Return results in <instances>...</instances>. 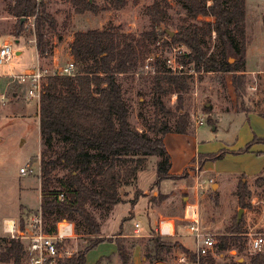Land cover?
Returning <instances> with one entry per match:
<instances>
[{
	"label": "trees",
	"instance_id": "obj_1",
	"mask_svg": "<svg viewBox=\"0 0 264 264\" xmlns=\"http://www.w3.org/2000/svg\"><path fill=\"white\" fill-rule=\"evenodd\" d=\"M177 1L186 8L187 16L174 29L170 28L168 19L171 1L154 0L145 7L152 28L139 36L114 24L75 31L69 49L76 62L77 73L49 77L43 85L39 100V127L43 144L40 210L44 229L55 233L57 223L67 219L74 224L78 234L84 235L77 251L64 258L61 264H87L88 252L105 241L115 242L117 253L101 257L97 264H112L115 256L120 264H134L137 246L141 247L146 264L169 263L175 250L197 260L195 251L171 237L156 234L155 230L141 239L125 236L121 230L114 237H105L100 223L103 214L124 200L121 189L137 180L139 172L147 168L148 157H159L155 186L185 177L182 173H171L172 157L164 142V135L170 129L165 97L178 94L176 129L187 132L191 122L185 114L183 91L188 86L186 78L169 76L173 73L167 64L168 58L151 55L152 45L163 42L173 48L185 47L186 50L176 57L177 61L184 66L193 65L197 72L246 70V0ZM69 2L78 14H97L102 10L122 9L128 0H106L107 5L104 6L95 0ZM6 9L11 16L18 18L12 33L16 39L24 31L22 19L34 16L38 53L41 57L53 54L48 35L57 34L61 25L47 0H6ZM200 17L204 18L200 20ZM169 30L174 34L171 35ZM214 40L218 50L212 54L210 44ZM230 56L237 59L231 63ZM147 64L159 74L156 82L154 79L151 81L157 93V100L151 102L153 105L157 102L161 115L158 120L154 116L149 117L145 111L149 102L140 90L142 99L138 117L141 126H135L130 120L131 109L121 77L131 76L132 79L146 81L149 78L144 70ZM206 110L210 113L211 108ZM260 115L264 117L263 112ZM259 140L264 141V138ZM60 143L62 148L57 147ZM228 152L230 150L221 149L199 154L194 163L198 160L201 168L205 162L220 159ZM59 169L67 170V173L59 175ZM238 178L235 196L239 207L246 209L251 206L252 189L244 174ZM255 183L264 188V175H258ZM213 193L219 195L217 190ZM143 195L142 190L136 189L131 205H135ZM165 198L158 194L149 202L157 204ZM100 209L104 213L99 216L96 211ZM127 220L124 218L123 222ZM25 226L24 220L21 221V228L25 229ZM246 233L244 219L238 220L237 214L232 223L218 234L217 252L235 249L243 254L248 248ZM24 254L23 241L0 236V264H22ZM200 260L203 264L217 263L212 255ZM231 264H264V251H249L243 261L235 260Z\"/></svg>",
	"mask_w": 264,
	"mask_h": 264
},
{
	"label": "rangeland",
	"instance_id": "obj_2",
	"mask_svg": "<svg viewBox=\"0 0 264 264\" xmlns=\"http://www.w3.org/2000/svg\"><path fill=\"white\" fill-rule=\"evenodd\" d=\"M39 1V0H38ZM49 8L57 14L60 28L58 33L48 35L51 41L53 54L41 57L36 56V33L35 17L22 19L24 31L18 39L12 34L18 18L11 16L6 9V0H0V45L11 43L15 55L5 63H0V236L5 235L2 228V219L5 216H22L26 214L28 219L32 213L37 212L41 207V150L42 140L39 127V101L31 98L26 93V88L16 82L10 83L7 78L9 73L22 72L36 65L38 61L42 64H51L54 56L55 47H62L63 58L60 63L63 65L70 60L69 48L70 38L74 37L77 30L88 28H103L107 25H120L126 32H132L137 36L142 32L150 30L152 24L146 14L145 7L151 5L154 0H128L127 5L122 9L102 10L97 14L86 12L78 14L74 11L69 0H47ZM100 6L107 5L106 0H95ZM172 7L169 10L168 19L171 22V29L176 28L182 18L187 16V10L182 3L177 0H170ZM247 2V56L246 70L249 72H197L193 65H185L186 74H176L177 78H186L188 88L183 91L185 97V114L191 122V128L199 130L202 144H208L211 149L215 144H224L220 148L210 151L218 152L221 149L234 150L226 153L222 158L211 160L214 170L221 173L214 181L221 184L212 186V182H205L209 176L202 175L198 160L196 164L184 169L181 173L184 178L178 180H167L159 186L152 183L156 179V164L159 157L150 156L146 161V169L138 174L139 187L145 189L143 197L148 200V214L152 218L174 216L178 224L183 225L182 216L187 201L199 203L200 215L203 230L211 233L217 240L218 234L230 225L240 207L237 198L232 194L237 177L245 175L249 180L252 189L251 206L244 209L242 217L244 228L247 233H264V188L256 186L255 178L264 175V117L255 113H264V0H246ZM204 17H200V20ZM216 41L210 44V52L217 53ZM177 47V46H176ZM186 50L185 47L173 48L163 42L152 45V54H158L164 58L177 57ZM148 63V62H147ZM145 76H149L146 81L132 79L131 76H122L121 82L125 90V97L130 105V120L133 125L141 126L138 117L140 101L142 99L140 90L144 93L149 105L145 109L149 117L158 120L161 115L160 107L151 102L157 100V93L154 83L159 74L150 65L145 67ZM162 76H167L162 74ZM201 76V78H200ZM154 77V78H153ZM143 87V88H142ZM5 93L6 99L1 95ZM178 94L174 93L165 97V103L169 112V124L175 126L178 120L176 110ZM151 102V104H150ZM211 108L210 113L206 108ZM199 117L204 118L202 124H197ZM212 120V123L210 122ZM215 127V128H213ZM225 146V147H224ZM62 148V144H58ZM229 150V149H228ZM209 151V152H210ZM211 153V152H210ZM27 163L34 169L33 173L23 174L21 168ZM186 172V173H185ZM67 170L59 169L57 174L63 175ZM220 177V178H219ZM211 179V178H210ZM198 182H200L198 184ZM152 183V184H150ZM138 184L133 183V187L124 186L121 190L125 197H134ZM221 189V190H218ZM217 190L220 195L213 193ZM166 196L159 203H150L149 199L153 196ZM146 201L142 198L135 204V217L132 218L134 211L127 214L126 204H117L110 215L109 222L103 220L104 210L96 213L100 216L105 237H114L119 232L118 226L124 218H128L126 225L134 224L137 221L144 225L140 236L131 227L129 233L134 238H146L151 235L156 225V220L151 219L147 223L148 215L145 211ZM133 207V206H132ZM131 214V215H130ZM126 215L124 218L123 216ZM21 218V217H20ZM123 218V219H122ZM132 218V219H131ZM21 220V219H20ZM109 228L117 229L110 232ZM150 227V229H149ZM152 229V230H151ZM172 238V237H171ZM247 242L250 236L246 235ZM78 239V244L80 241ZM177 240L176 238H173ZM191 247H196L193 236L187 235L183 238ZM179 241V240H177ZM111 241L98 244L90 250L88 264H94V259L100 254L115 255L117 249L113 250ZM115 243V242H114ZM116 245V243H115ZM248 246V243H247ZM117 248V246H116ZM250 247L243 254L226 252L222 259H218L220 264H231L236 258H247ZM113 251L114 254H111ZM108 256V255H106ZM176 255L169 258V263L178 264L175 260ZM177 258V257H176ZM100 259V258H99ZM103 264H108L104 262ZM112 264H120L115 256ZM134 264H146L141 253L135 255Z\"/></svg>",
	"mask_w": 264,
	"mask_h": 264
},
{
	"label": "built area",
	"instance_id": "obj_3",
	"mask_svg": "<svg viewBox=\"0 0 264 264\" xmlns=\"http://www.w3.org/2000/svg\"><path fill=\"white\" fill-rule=\"evenodd\" d=\"M15 50L11 43L5 42L0 45V63L10 61L15 55ZM149 63V62H148ZM167 64L172 69L173 74H186L185 66L178 63L177 58H168ZM145 67L149 68L147 64ZM77 73L76 62L72 56L68 62H52L42 64L40 61L31 68L22 72L7 74L8 82H16L26 88V93L31 98L40 100L43 85L47 78L57 75H75ZM6 99V94L1 95ZM204 122L203 117L197 119V124ZM21 173H33L34 169L29 163L21 168ZM212 182V180H210ZM199 184V182H198ZM185 235L193 236L196 243L197 260H191L186 255L178 258V264H203L201 258L212 255L216 258L219 254L216 249L217 240L211 233L205 232L200 224L199 204L196 201L186 204L184 210ZM175 222L170 219H163L157 225L155 232L161 236H171L174 234ZM136 232H140V224L135 225ZM3 232L6 237L19 239L24 242L25 254L22 264H61L64 258L72 256L77 251L73 239L76 236L75 226L67 219H62L57 223V231L49 233L44 229V220L41 210L30 215L25 229L21 228V221L15 217H7L3 220ZM248 246L250 252L264 251V233H249ZM230 253L236 250H230Z\"/></svg>",
	"mask_w": 264,
	"mask_h": 264
},
{
	"label": "crops",
	"instance_id": "obj_4",
	"mask_svg": "<svg viewBox=\"0 0 264 264\" xmlns=\"http://www.w3.org/2000/svg\"><path fill=\"white\" fill-rule=\"evenodd\" d=\"M74 37L70 38V43L72 42ZM35 52H36V56L38 57V50L37 48H35ZM68 55H70V58H72V55H71V52H70V49H69V53H67ZM63 56V50H62V47L59 46V47H55L54 49V56H53V62H60L61 61V57ZM63 58V57H62ZM247 72H249V70H246ZM246 71H243V72H246ZM255 113H258L260 115V112L259 111H254ZM262 116V115H261ZM263 117V116H262ZM176 126H177V123H175V126H170V129L165 133L164 135V142H165V145L169 151V153L171 154V157H172V167H171V173L173 174H179L181 173L184 169H186L188 166L190 165H194L196 164V162L194 163V160H196L199 156V154H203V153H210V152H213V151H210L212 149H217L218 147L220 148L221 146H223L224 144L222 143H218V144H215L216 147L212 148L208 145V144H202L201 143V140H200V136H199V130L196 128V126L194 127V129H190L189 131L187 132H179L177 129H176ZM225 147V146H224ZM222 148V147H221ZM227 148L229 150H234L232 147L230 146H227ZM210 151V152H209ZM200 172L202 173V175H206V176H209V175H213L215 176V180L216 178L218 179V175L220 176L221 173H219L218 171H215L214 170V167H213V164L210 162V161H207L204 163L203 167H201V170ZM209 176V179H204V183L209 181L210 180H213V183H211L212 186H215V185H218V188H221V184L218 182L216 183L214 181V177H211ZM211 178V179H210ZM220 178V177H219ZM238 177H237V181L235 182V187L232 191V194L235 196V190H236V185H237V182H238ZM156 180V179H155ZM155 180L152 182L154 183ZM134 184H138V187H139V179L138 181L135 183V181L133 182ZM133 183L130 184L131 187H133ZM150 183V184H152ZM200 183V182H199ZM201 184V183H200ZM129 186V185H128ZM138 189H142L144 192H147V188L143 189L141 187H139ZM218 190H221V189H218ZM220 195V193H218ZM236 197V196H235ZM124 200L121 202L122 204H126V208H127V214L130 212V211H134V214L132 216V218L135 217V210H134V207L135 205H131L130 203V200L132 199L131 197H125L123 196ZM143 199L145 200L146 202V207H145V211L148 215V219H147V225H149L150 223V220L152 219H155V218H152V214L149 215L148 214V200L145 197L141 196L139 198L140 199ZM138 202V201H137ZM193 202V201H191ZM119 203V204H121ZM190 203V201H187L186 204ZM199 204V203H198ZM114 211V209L110 210L103 218V220H106V222L108 221L109 222V218H110V215L112 214V212ZM199 212H200V209H199ZM33 214V213H32ZM124 215L123 218L126 216ZM131 215V214H130ZM28 216V215H27ZM26 214H23L22 216H20L18 214V216H5L3 217L2 219V228H3V220L7 217H15L16 219L20 220V221H23L25 223H28V219H25L27 218ZM165 215H160V217L156 218V225L154 226V230L156 229L157 225L159 224V222L163 219H170L172 221L175 222V225H174V234L171 235V236H168V237H172V238H176L177 240H179V242H181L184 246H186L187 248H189L190 250L192 251H195L196 250V247H191L188 243H186L184 241V237H187V235H185V223L187 222V220H185L184 218V214L182 216V219L184 221L183 225H180L178 224V222L176 221V218L174 216H170V217H164ZM21 217V218H20ZM122 218V219H123ZM131 218V219H132ZM102 219V218H101ZM130 221V220H128ZM141 221V220H140ZM135 221L134 224H130L129 226L126 225V222H122L119 224L118 228L119 231L121 230L123 232V234L125 236H133L129 233L131 227L134 229V232L136 233L134 236H140V232L144 229V225L141 223L143 221ZM200 224H201V227H203V224H202V219H201V215H200ZM100 223H101V220H100ZM110 223V222H109ZM136 223H139L140 224V232L137 233L136 232V228H135V225ZM144 223V222H143ZM106 225V224H105ZM107 227V230L110 231V232H113V231H116L115 229L113 230L112 228L110 229L109 228V224L106 225ZM101 229H102V232H103V228H102V223H101ZM150 229V227H149ZM152 230V229H151ZM76 231V230H75ZM249 233H246V235H248ZM82 236H84L82 233L81 234H78L76 232V236L75 238L73 239L74 241V245L77 246L78 244V239L79 237L81 238ZM110 244L113 245V250H116V245L114 242H111ZM141 247L140 246H137L134 250V259H135V255L141 253ZM90 252V251H89ZM89 252L87 254V264H88V256H89ZM115 251H113L111 254H114ZM106 255H110V254H105V252L103 251V253H100L95 259H94V264H97V261L99 260V258L103 257V256H106ZM174 255H176L175 257V260L178 258H180L181 256H184L186 255L185 253L179 251V250H175L174 251ZM173 256V255H172ZM187 256V255H186ZM224 256V254H219L218 256H216V260H217V263L216 264H220V262L218 261V259H222V257ZM188 257V256H187ZM189 258V257H188ZM235 260L237 261H243L244 258L243 257H239V258H236ZM232 263V262H231ZM171 264V263H169Z\"/></svg>",
	"mask_w": 264,
	"mask_h": 264
},
{
	"label": "water",
	"instance_id": "obj_5",
	"mask_svg": "<svg viewBox=\"0 0 264 264\" xmlns=\"http://www.w3.org/2000/svg\"><path fill=\"white\" fill-rule=\"evenodd\" d=\"M24 19V18H23ZM169 32H170V34L171 35H173L174 34V31H172V30H169ZM237 58L236 57H234V56H230L229 57V62H234L235 60H236ZM213 128H215V127H213ZM244 212V208H240V210H239V214H238V220H240V218L242 217V213ZM156 264H169V263H166V262H158V263H156Z\"/></svg>",
	"mask_w": 264,
	"mask_h": 264
}]
</instances>
